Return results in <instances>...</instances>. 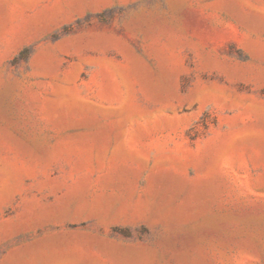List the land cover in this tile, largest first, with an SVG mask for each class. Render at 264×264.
Here are the masks:
<instances>
[{
    "label": "rangeland",
    "instance_id": "obj_1",
    "mask_svg": "<svg viewBox=\"0 0 264 264\" xmlns=\"http://www.w3.org/2000/svg\"><path fill=\"white\" fill-rule=\"evenodd\" d=\"M0 264H264V0H0Z\"/></svg>",
    "mask_w": 264,
    "mask_h": 264
}]
</instances>
